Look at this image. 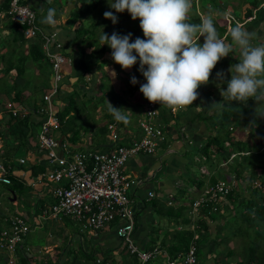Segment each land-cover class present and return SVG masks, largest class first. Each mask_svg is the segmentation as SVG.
Segmentation results:
<instances>
[{"label":"clouds","instance_id":"clouds-1","mask_svg":"<svg viewBox=\"0 0 264 264\" xmlns=\"http://www.w3.org/2000/svg\"><path fill=\"white\" fill-rule=\"evenodd\" d=\"M3 1L4 0H1L0 3H2ZM25 3L29 6L27 0H25ZM108 3H109V7L111 9H114L115 12L124 13L125 11H127L133 20L139 19L140 28L142 29V32L144 35V39L137 37L134 41H132L131 33H128L127 35H120L116 32H113L111 36H109L107 33L103 31L100 36V40L103 42L102 45L107 44L112 49L111 58L116 64L120 65L122 69L129 70L134 65H136L137 62L139 61V71L146 80V83L140 85L139 90L143 94L144 98L148 100L147 103L149 102L156 103L155 105H156L157 115L152 119V123L156 126V128L161 130L162 139L159 141L158 145L156 146L155 150L152 153H138V154L153 155L158 151L163 141L165 140V135H166L163 125L160 124V121H157V119L159 118L160 112H161V108L167 109L169 114L176 116V110H182V109L188 108L189 106H192L193 102L196 101L199 96L197 89L201 85H207L209 83V77L212 73V70L216 67L217 63L222 58L227 57L229 54L233 53V45H235L239 51V63L232 65L229 69V72H231V79L227 81V89L221 90V95L224 98V101L229 100V101H236L239 103H246L249 98H253L258 102H264V44H256L254 41L259 38L258 34L254 31H249L243 25V22L240 21L237 17H235L231 11H228V12L225 11V13H218L215 11H210L207 15L201 16L200 23L196 24V23L191 22V16H190V12L192 11L194 7V0H108ZM7 8L5 10L0 11V13H4L7 10ZM33 11L36 14L37 24L40 25V27L46 32L55 31L57 34L56 35L57 39L62 44L63 41L59 38V35H58L59 31L56 29L47 28V26L42 25L39 21L36 11L35 10ZM228 14L230 15V17H227ZM216 15H223L227 21V24H229L231 20L235 21L233 26H231L229 29L231 43H229L224 37L219 35L218 30L214 24V18ZM56 17H57V10L54 7H49L47 9L46 16L42 17L41 22L44 24L54 26L57 23ZM104 17L105 19H110L113 22V24L117 23V16L114 15L112 11H106L104 13ZM5 18L7 20L12 21L7 15L0 17V19H5ZM252 18L253 17H248L246 18V20L250 21ZM19 30L23 34L20 25H19ZM201 37H203V41H204L203 44H200L198 42ZM25 38L40 39L41 45L43 44L42 38L40 36L25 37ZM43 52L45 53V51ZM59 52L64 56L62 51H59ZM66 60H68V62L63 63L62 68L64 64H71V60L69 58H67ZM52 68L53 66L51 67L52 83H53V73L54 72ZM216 76L219 80L223 81L224 79L223 72H218ZM95 81H96V76L91 79L92 83ZM130 82L133 85H136L138 83L137 78L135 76L131 78ZM61 84H62V80L60 82L61 88H59L58 93L55 96H53V100H54V97H57V95L61 91L62 89ZM50 90L51 88L49 89V91ZM49 91H46V92H49ZM1 100L3 102H1ZM8 102L14 103L16 104V106H20L22 108V111L25 112V116H22V114H19L17 116L26 117L29 115L30 110L27 106L16 102L15 100H13L12 97H8L6 93V97L4 98V100L3 98H0V104L2 105V107L0 108H3L8 116H12L11 113L7 112L6 105ZM45 104L46 103L44 101V103L41 106L36 107V111L39 112L40 107L44 106ZM64 104H65V101H64ZM52 105L54 108L53 101H52ZM224 106H225L224 102H221V103L214 102L209 108L210 109H213V108L222 109ZM107 108H108L109 113L113 116L114 121L111 122L109 121V118H107L105 121H103L104 123L100 122L99 124L102 126L103 125L107 126V136L106 137L109 138L108 125L113 124L119 132L118 122H123L125 124L128 123L130 119L128 113H130L131 110H128L125 108H116L110 102H108ZM196 108L199 109L200 107H196ZM54 110L57 115V112L60 109L59 110L54 109ZM40 114L42 117H41V121L39 125V131H40L41 123L44 119V115L42 113ZM143 115L137 121V124L139 127L138 130H140V132H138L137 130L134 132L133 135H130V136L128 135L130 140L134 137L137 139H140L144 135V131L140 127V120L142 119ZM17 116H13V117H17ZM61 126L62 124L60 122V127ZM234 127L235 126H233L232 124V125H229L228 128L232 130ZM55 131L53 132L54 136H55L54 134ZM179 131L182 135L184 133L186 135V132H188L189 129H186V125L182 124L179 127ZM38 133L36 134V143L34 147L42 151L40 152V158H42L43 161L46 162V167H48V163L43 157L45 153L42 154L44 150L40 149L37 144ZM124 140L125 139L119 134V140H115V141L108 140V142L115 143L114 148L120 145L128 146L127 140H125L126 141L125 144L120 143L121 141H124ZM63 142H66V141H63ZM188 142H189V145L192 143V141H188ZM68 144L69 143H67V145ZM202 146L203 144L199 145L198 147H202ZM251 147L252 146L250 144V154L252 152ZM114 148H112L111 150H105V151L100 150V149L85 148L82 151L92 150V151H97V152H110ZM210 149L213 150V153L219 151V149L216 147L212 148L210 146ZM72 152H78V151H72ZM32 153L34 152L32 151ZM248 153L249 152H239V153L233 152V151L229 152V156L226 158L227 160L225 159L219 160L217 166L221 167L222 165L227 164L228 162L235 161L234 160L235 157H237V155L239 154L247 155ZM136 155H133V156H136ZM21 158L25 160L24 163L19 162V159ZM21 158L17 160L18 165L25 164V162L28 161V156L21 157ZM130 158L125 162V164L130 160ZM0 162L6 166L8 170L7 176L10 179L9 183H4L0 181V185L10 184L11 176L15 175L19 177V179L22 180V182L30 189V187L26 183V179L23 178L24 173L21 174L22 172H26L27 170L32 171L29 168V166L31 165L30 163L27 162L28 169H26L27 167L25 169H22L17 166H12L9 164L6 165L2 160H0ZM18 170H20L19 171L20 175L15 174V172H17ZM46 172H47V168H45L44 172L38 173L36 175L40 174L38 179L47 181L50 184L52 182H49L46 179L45 177ZM122 172L125 174L123 167H122ZM208 173H210L209 170L206 172L205 175H203L204 177L207 178V181L204 185L201 180L197 178H193L195 180L200 181L199 186H198V188L201 186L199 188L200 191H196V188H195L193 192V193L198 192L197 194L193 196H190L192 194H184L182 196H177L175 192L171 191L167 194V199L164 202L172 203V201H177V207L175 209L179 208V206H183L184 208V202H185L184 200L188 198V203H189L190 208L187 212H189V214L187 213H184V214L192 220L194 215H196V217H199L200 209L202 207H199L197 210H193L191 204L196 198L202 195L205 189L215 184H218V183H225L227 185H231V188L227 194L218 198V200L214 204L207 206L215 210L214 208L215 205L220 206V203L222 201L227 200V195L231 192L232 189L240 187V180L242 178H243V182H246V183H247V180L250 178L248 177V179H245V175L237 178L236 173H232L231 179L226 180L222 178H216L214 176H208ZM246 173L250 176L249 171ZM31 175H33L32 172H31ZM203 176H201V178H203ZM128 177L134 180L135 182H137V185L135 186V188H131V190L128 193L131 198V202H132L134 197H138L137 194L142 189V186L144 183L141 178H133L130 176ZM191 177H195V176H191ZM250 181L253 187L260 186V180L252 181L250 179ZM245 186L246 184H243L242 188H245ZM3 191H7V190H3ZM7 192L12 195L11 197L10 195H8L9 200L11 198L13 200H16V196H18L17 194H15L13 191H7ZM149 192L153 193L152 197L148 195ZM144 195H145L144 198L146 200L154 199L155 197L164 198V194H161V193L157 194L155 191H152V190H148L146 194ZM134 211L136 215L137 211L135 208H134ZM37 215L38 214H33L32 216H28V217H31L29 219L27 215L21 214L19 210H15V212H13V214H10V215H6V213L0 212V224L2 227L5 224L6 220L9 221V219L14 216H21L23 218H26V221L29 225L33 226V224L35 225L39 223V226H40L42 221L45 219L38 218ZM135 215H134V229H133L132 236H135V223H137L135 219ZM34 218L36 219L34 220ZM117 224L118 222H111L105 225V227L102 229L94 231L90 228V230L92 233H96V232H100L101 230L112 228L114 229V234L117 236L116 234V229L118 227ZM193 226L194 224H192V227ZM25 238L26 237H24V242H25ZM117 238L121 240L118 236ZM132 241L138 248L149 250V249L142 248L136 242V239L134 240L132 239ZM24 242L19 245H23ZM193 244L196 246L195 243ZM126 246L127 245L124 244V247ZM156 247L165 251L159 244H157ZM30 248H33V247H30ZM30 248L28 249L29 251L27 254L28 256H31V258L33 259V264H35L34 262L37 258H34L32 256ZM15 251L11 252V254L15 253ZM128 251L130 252L129 248H128ZM184 253L186 252H181L179 253V255L180 254L183 255ZM131 254L136 256L138 259V256L136 254H133V253ZM97 261H99V259H97ZM198 263H199V260L197 257V264ZM205 264H206V261H205Z\"/></svg>","mask_w":264,"mask_h":264},{"label":"rangeland","instance_id":"rangeland-1","mask_svg":"<svg viewBox=\"0 0 264 264\" xmlns=\"http://www.w3.org/2000/svg\"><path fill=\"white\" fill-rule=\"evenodd\" d=\"M72 1L73 0H51L50 2L48 1V5L45 7V9H43L41 8V6L36 0H27L29 6L33 10H35L37 14L44 15L47 12V9L49 7H54L57 10L56 19L59 21L58 25L61 29L62 27H64V25L61 24V20L63 19V16H66L65 26L68 27L69 29H71L74 26V24L80 19V21L77 23V26H80L88 30L87 34L82 35L80 37V38L87 37L85 40L87 42L83 43L82 47H85L86 49L91 48V51L94 50V48H96L95 50L98 51L97 53L102 54L105 51L101 50L102 49L101 46H104V47L107 46L108 52L110 53V56H111L112 49L107 44L102 45L103 42L100 40V36L102 32L104 31V29H105V33L111 36L112 33L109 32L110 31L109 28L111 29L114 28L113 22L111 21V24H110L108 22V19H105V22H102L103 20L101 18L102 12L98 13L97 9L91 11L90 13H85L81 15L79 19H75L72 15V12L74 14L75 11H77V7H76L77 2L79 1V5H81V7L84 8L86 6L88 7L92 1L91 0H74L73 2ZM202 2L205 4V6H207V4L209 3L208 0H202ZM106 3H108V0H106ZM194 3L196 4L197 8L194 5L192 11L190 12L191 21L198 22V20H200L198 16H203V13L201 12V8L204 6L201 5L199 0H194ZM237 3L240 4V0H232V2H230L229 5L235 6ZM46 4L47 3H45V5ZM242 8L243 7H241V9ZM110 10L114 11L113 14L117 16V23H115V25L118 26L119 31H117L116 33L120 35H127L128 33H132V41H134V37H135L134 33H137V36L139 38L144 39L142 29L140 27H137V24L140 22L139 19L133 20L127 11H125L124 13H117L115 12L114 9H111L110 7H107L105 12L110 11ZM228 11L230 10H227L226 12ZM219 16L220 17L218 18V21L222 22L223 15H219ZM1 20L4 22L6 18L1 19ZM250 21L253 23L255 19L252 18ZM90 25H92L93 27H90ZM2 36L3 34L0 32V44L5 39ZM34 39L36 38H32L31 40H34ZM261 40H264V39H261ZM198 42L200 44H203L201 40H199ZM2 51H5V49L0 48V54ZM97 53L93 52L89 54L88 55L89 59L94 57ZM12 56H13V52L10 54V57ZM14 56L16 57V53H14ZM64 56H65V59L69 58L68 54H65ZM110 56H108L109 59H110ZM0 63L5 65V62L2 60H0ZM229 63L230 61L228 60V64ZM103 67L105 71V68L112 67V64L111 62H109ZM28 72H30V70H28ZM221 72L225 74L226 71L222 69ZM102 73H103V80L101 79L99 80L100 75H97L96 81L93 83L91 82L90 84H88L86 80L84 79L79 82L81 84H78V82H76L75 84L70 85V82H69L67 91L62 92V95L65 97V99H66V96L69 94L67 93L68 91L74 90L78 92L74 96V99L77 101L78 105L83 109V117L86 118L87 122L89 121L93 122L95 126L96 124L98 125L100 122L104 123L103 121H105L108 118L106 117V114H110L107 108L108 102H110L116 108H125L128 110H131V112H132V106L136 102H138V96L136 94L131 93V90L130 91L126 90V86L122 87V81H117L112 86L108 77L103 72V70H102ZM128 74H130L132 77L140 76L144 78L143 75L139 71V61L137 62L136 65H134L131 69H129V72L124 73L125 77L129 79ZM48 75H49V69H46V71L43 70V78L35 76L34 78L31 79V83L37 86L38 88L37 92L39 91L41 93L43 92V90L44 91L47 90L46 88L48 87L46 86H42L39 89V85L41 84L44 85L45 83H47ZM227 75L229 74H226V76ZM26 77L27 76H24V78ZM76 80L77 79L73 81L75 82ZM98 81H102L104 83V86L106 88L104 92L107 93V96L109 95V93L111 94L108 96L109 99L104 98L103 101L102 100L100 101L101 98L99 99V97L102 91H100L101 89L97 88ZM123 81L127 85L128 80L123 79ZM212 85H214V86H211L214 89H211L210 93H212L213 96L212 94H209L208 92H206L207 85L203 87V90L205 91V94H204L205 96H203V93H204L203 90L198 91L199 96L202 98V103H206V104L208 103V106H211L214 102L215 103L224 102V104L228 102L229 100H225L226 101L225 102L224 98H222V95H221V90L222 89L226 90L227 88L224 89V88L219 87L220 82L216 84H212ZM7 87L11 88V84H8V86L6 87H1L2 92L0 91V93H5ZM47 91H49V89ZM136 92H140V90H137ZM206 96L210 97L209 99L211 103L209 100L205 99ZM5 97L6 95L0 98H3L4 100ZM140 97L143 101L146 100L145 105H144V111H145L147 99L144 98L142 93L140 94ZM250 101H251V98H250ZM1 102L3 101L1 100ZM198 102L199 103L197 104L196 107H200L199 109L206 108L205 105H202L201 101L198 100ZM98 104L100 105L97 106ZM94 106H97V107L94 109ZM0 107H2L1 104H0ZM253 108L254 110H256L255 112L257 114L260 111H263L262 117H264V102L254 101ZM54 109L57 110L59 108L54 105ZM196 109L197 108H195V110ZM213 109L214 110H208L207 112L204 111V114L210 115V113L212 114L215 112H219L220 110V109H215V108ZM138 110H139V107H135L133 108V114L128 113L130 117L128 125H130L131 129L138 128L137 120H136ZM186 110L187 109L176 110V117L175 118L169 117L168 119L172 120L173 122H177L179 120V117L181 116L179 111L185 112ZM204 114L201 113L202 120H204V122L207 125L209 126L211 125V134L216 133L219 136L220 142H218L217 144L218 145L220 144L219 146L221 147V149L218 152H215L216 157L213 158V161L210 159L207 160L206 157L209 156L208 151L204 152L203 147H198L197 143H193L191 145L192 151L188 153L187 155H183L180 157H186L188 159V157L191 156L192 159H194V156H195L197 157V161L192 160L191 164L190 163L187 164L186 168H188V171L185 170L181 176L177 173H172L171 175L172 179L167 186V188L170 190L174 191L176 188H178L179 184L178 183L176 184L175 181L178 182V180L180 181L186 180L187 174L191 176H195L192 178H197L201 180L202 179L201 176L205 175L208 170L209 172H214L213 176L216 178H222V179L229 180L231 179V174L236 173L235 170L239 168V162L243 160V156L246 155V154H239L237 155V160L235 159V161L233 162H228L227 164H224L221 167H218L217 164L219 160L221 159L227 160L226 159L227 151L231 152V148L233 147L230 148V146H232L234 142L228 140L227 133L223 129L219 130L218 127L215 125V122L213 121L214 115L211 116L212 121H210L208 116ZM6 115L7 114L4 111V109L0 108V126H4V121L2 119L7 117ZM232 124L235 127L230 132L231 139L233 137L234 139L244 140L248 142L249 144H251V146L255 145L254 142L257 139V137L256 135L254 137H250L252 134L249 133L250 131H248L249 129H248L247 124L245 123L238 124L237 121L235 120L230 122V125ZM193 125L194 124H192V126ZM190 126L191 124L186 125V128H190ZM199 130L200 131L203 130L202 124H200ZM80 135L82 136L83 133L80 132ZM106 136H107V132L103 134V131L100 129V127H97V128L94 127L91 140L93 141V143H96L99 140H103L104 137ZM191 138L193 141L197 140V137H195L194 135H192ZM205 142H207V140H205ZM2 144L3 143L0 140V146ZM210 146L212 148H215V147L218 148L214 144H211ZM252 149L253 151L251 152V154H253L256 148H252ZM213 165L215 167L214 169H212ZM241 167L243 170L242 176L245 175V179H248V177H250L247 180V183L243 182V178L240 180L241 188L243 184L251 183L250 181V179H252L251 171H256L255 169H257L258 172L262 171L260 168H258L256 163L253 161H251L250 164L243 163ZM248 169H250L249 170L250 176L246 173L248 172ZM123 170L126 172V164H124ZM201 181L203 182L204 180H201ZM156 182H158V179H153V185H155ZM197 183H200V181L194 180L192 182V186L194 187V190L197 187ZM262 191L264 192V188H262ZM197 193H193L190 196H193ZM8 195H10V197L12 196L7 191H3V185H0V212L6 213V215L13 214V212H15L16 209H19L22 211H28V209L31 208V205H30L31 202L34 200L33 197H31L30 195H24V197H21L18 193H17V195L19 196L18 199L16 197V200H13L12 198L9 200ZM241 197L243 198V195H241ZM159 199L163 201L164 198H159ZM257 199L260 200L262 199V197L257 198ZM184 201L185 202H184V208H183L182 215L184 213L189 214V212L187 211L190 208L189 203H188V198H186ZM10 203H12L14 206ZM165 205L173 206L174 208H176L177 201H172V203H165ZM243 205H244V202L240 205L239 198L237 201L236 200L230 201L227 199L220 203V209H221V212H223V215L220 216L216 226L213 225V223L215 222L214 220L212 221V224L210 223L212 227L214 226V229H212L210 238L207 239V237H205L202 239L201 237V240H200V251H199L200 264H205V261L207 264H212V261H213L212 258L215 260L216 264H234L236 262H244L245 264H264V234L263 235L258 234V232L261 233L263 231L264 224H262V222H256V224L252 227L243 228L242 226L243 224H245V222L242 219L237 218L235 216L236 213L239 211V209H242V207H244ZM146 209L148 212L144 213V217L148 221V229L154 230L155 232L158 231L159 237H162V235L165 232L169 230H173L176 226L179 227V223H177L176 225L175 224L176 220L174 219V217H171L173 214L169 216L168 215L169 212L167 210H163L160 213H157L151 210V213H153L152 218H151V215L149 214L151 205H147ZM65 217H68V218H65ZM181 217L182 216H179L178 219H181ZM216 218H218V216ZM197 219H200V215L199 217H196V215H194L192 219L194 224ZM208 221H210V218L208 219ZM190 226L192 227V224H190ZM102 236L114 237L112 231L105 232L102 235L100 234V232L92 233L90 228L84 227V225L81 222H79L76 218L71 217V216L59 215V217L56 219L50 218L47 220H43L41 226L36 227L35 229L29 231L28 237L25 238V242L28 244V246L33 247V248H30V251H31L32 256L34 258H37L34 262L35 264H49L52 262L53 263L57 262L58 259L55 257V253L56 251L60 253V251L62 250L65 251V253L62 255L63 257L59 255L60 261L58 262V264H103L102 258L104 256L112 257V262H108V264H118V263L122 264L124 262L123 260H128L129 264H134L132 262L136 256L132 255L128 251L127 246L124 247V244L118 238H116L114 242L115 249L109 251V252H112V251L114 252L108 253L107 250H104V253H103L100 247L101 246L100 243L104 242V240H102ZM132 239L134 240L135 236H132ZM161 240H162L161 238L156 239L157 241L156 244L160 243L161 245L162 243ZM55 246L56 248H54ZM40 247H42L43 250L40 249ZM82 247H84V249H82ZM155 247L156 245L149 248V250H152ZM1 252L4 253L6 258L8 257V254L9 255L11 254V252L0 250V254H1L0 259H3V262H4L5 256ZM86 253L88 255L85 256L84 254ZM97 259H99V261H97ZM166 260L167 259L164 255H158L156 258L149 260L148 263H142L137 259L138 264H166Z\"/></svg>","mask_w":264,"mask_h":264},{"label":"trees","instance_id":"trees-1","mask_svg":"<svg viewBox=\"0 0 264 264\" xmlns=\"http://www.w3.org/2000/svg\"><path fill=\"white\" fill-rule=\"evenodd\" d=\"M91 1H92L91 4L88 7L86 6L84 8H82L81 5H79V1H78L76 4L77 11H75L74 14L72 12L73 17L75 19H79L81 15L85 13H90L91 11L97 9L98 13L102 12L101 13V18L103 19L102 22H105L104 12L106 8L109 7V3H106V0H91ZM208 1L209 3L207 4V6H205L202 0H199L201 5L204 6L201 8V12L203 13V16L207 15L210 11L225 13L226 5L230 4L229 0H227V3L223 5L218 4L219 0H208ZM237 4L238 6H235L233 10V13L235 14L234 16L237 17L240 21H242L244 26L246 24L247 25L253 24L251 21L246 20V18L248 17H253L255 21L258 20L259 22L256 25H253V27L251 26V28H249L248 30L254 31L258 34L259 38L255 40L256 44H264V40H260L261 38L264 37V0H242L240 1V4L239 3ZM194 5L197 8L195 3ZM241 6L245 8L242 14H241ZM7 7H8L7 0H4L2 3H0V11L5 10ZM112 12L114 13V11ZM198 17L199 19L201 18V16ZM219 17H220L219 15H216L214 18V24L218 30V33L220 36L224 37L229 43H231L229 29L231 26H233L235 21L231 20L230 23L227 24V21L223 16H222V22H219L218 21ZM262 20L263 23L261 22ZM108 22L111 24L110 19H108ZM191 22L198 24L200 23V20H198V22H194V21ZM92 25H90V27H93ZM3 26H5V28L9 30V34L4 37L5 38L4 41L0 44V48H4L6 51L5 55L0 54V59L6 63L4 69L1 71L0 74V90H2L1 87H6L8 86V84H11V88L19 85L20 81L23 79L25 74L24 65L27 60H32L38 64L40 68V74H43V70L46 71L47 68L51 70L52 62L49 61V58L43 52L44 49L41 45L40 39L31 40L32 38H25L21 33V31L19 30L18 23L12 22L10 20L6 19V21H4L3 23ZM113 27L114 28L112 29L109 28L110 33L119 31L117 25L114 24ZM137 27H140V22L137 24ZM87 32H88L87 29L78 26L75 29L76 36L71 37L70 39L71 43L73 42L72 45L75 46L74 51H79V56L81 58H82V53L80 51H83L82 44L87 42L85 41L87 37L86 38H80V37L82 35L87 34ZM134 34H135L134 37L135 40L138 36L137 33ZM200 40L202 41V43L204 42L203 37H201ZM66 44L63 42L61 44V47L59 48V51H66V46H65ZM101 47H102L101 49L102 51H108L107 46L105 47L101 46ZM95 49L96 48H94V50L92 51H97ZM10 51L11 53L12 51L18 52V56L17 58H15L16 59L15 62H13L14 59L10 57ZM69 59L71 60L72 63L73 57L71 55H69ZM222 60H227L225 62H228L229 60L230 64L233 65L239 62V51L235 47V45H233V53L229 54L227 57L222 58L218 63H220ZM84 63H85L84 70L83 71L78 70L77 72L78 84H81L79 82L82 81L83 79H86V82L88 84L91 83V79H92L91 76H93L91 69L92 65L85 61ZM75 64L77 65V62L76 63L74 62L73 65L74 68H76ZM12 68H14L16 72L14 79L10 81L11 80L9 79L10 75L7 74L10 72ZM215 69L216 67L212 71H214ZM210 80L211 78L209 77V83ZM102 84L98 85L97 87L98 89H101L100 91H102L99 97V99L101 98L100 101L101 100L103 101L104 98L109 99L108 96L111 95L109 93V95L107 96V93L104 92L106 88L104 84L103 85ZM6 89H8V87ZM77 93L78 92L71 90L69 94L66 96L64 106L57 112V115L60 119L62 126H65L66 132L71 133L70 139L71 140L77 139V137L80 136V132L84 133V132H88V130L93 131L94 127L95 128L100 127V129L103 131V134L107 132L106 125L102 126L99 124L100 125L99 126L96 124L95 126L93 122L90 121L87 122L86 118L83 117V109L78 105L77 101L74 99V96ZM21 95H22V91L19 90L18 88V90L15 91L14 93V97L12 98L13 100L21 101L22 100ZM7 96L10 97L8 92H7ZM254 101L256 100L253 98H251V101L249 98L246 103L228 101L225 103V106L222 109H220L219 113L215 112L210 115L205 114L206 116H208L209 119H212L211 117L212 115L215 116V117L213 116V121L215 122V125L218 127L219 130L223 129L227 133L228 140L234 142L233 145L230 146V148L233 147L231 148L233 152H237V153L249 152L247 155L243 156V160L239 162V168L235 170L237 178L242 176L243 170L241 165H243V163L250 164V162L253 161L256 163L258 168L262 170L258 172V170L255 169L257 173L256 171H251L252 173L251 180L252 181L260 180V186H255L253 188L252 184L249 183L246 184L245 188L240 189V187H237L235 189H232L231 192L227 195V199L230 201L233 200L237 201L239 198L240 205L244 202L243 205L244 207H242V209H239V211L235 215L237 218H240L245 222L243 226L241 224L243 228L252 227L256 224V222H262V224H264V192L262 191V188H264L263 186L264 185V117H262L263 111H260L258 114L255 112L256 110H254L253 108ZM99 105L100 104H98L97 106ZM97 106H94V109ZM106 117H108L109 120H111V122L114 121L112 115L106 114ZM2 120L4 121V126H0V140L3 143L0 146V159L6 165L9 164L12 166H17L19 168L25 169L28 164L27 161L25 162V164L18 165L17 160L21 157H27L30 155V153H32L30 140L32 138V130L34 128L32 125L33 121L29 115L26 117H21V116L13 117L7 115V117H5ZM234 120L237 121L238 124L245 123L248 125V129H249L248 131H250L249 133L252 134L250 137H254L256 135L257 139L254 142L255 145H252L251 147V148H256L253 154H250V144L248 142L241 139H234L233 137L231 139L230 137L231 129H229L228 127L230 125V122ZM218 142H220L219 136L217 134H213V135L211 134V136L208 137L207 142L202 146L204 152L208 151V155H209L207 156L208 159L212 158L215 155V153H213V150L210 149L211 144L216 145L219 150L221 149V147L219 146L220 144L219 145L217 144ZM36 152L40 153L39 151ZM228 156H229V152L227 151L226 158ZM235 159L237 160V157H235ZM45 167H46L45 161H42V163L31 164L29 166V168L32 170L31 172L33 175H36L35 173L38 174L44 172ZM249 170L250 169H248V171ZM3 190L13 191L15 194L18 193L20 196H24L25 194H27L29 188L22 182V180L19 179V177L12 175L11 183L4 184ZM241 195H243V198L241 197ZM260 197H262V199L258 200L257 198ZM143 202L146 206L151 205V210H153L154 212L160 213L163 210H167L169 212L168 214L169 216L173 214L171 217H174V219L176 220L175 224L177 225V223H179V227L176 226L173 230H169L165 232L162 235V237H159L158 231L155 232L154 230H152V232L150 233L151 234L150 240L147 246L145 247V249H149L153 247L158 241V240L156 241V239L161 238L162 243L161 245L159 243V245L167 252L169 256H171V258H174L177 254L181 252H186L190 247V245L195 243L197 249L196 253L199 260L201 237L202 239L205 237H207V239L210 238L212 229H214V226H216L220 216L223 215V212H221L219 205H215V210H213L211 207H202L200 209V219L196 220L195 222L196 225H195L189 217L187 218L185 214L182 215L181 211H183V206H179V208L177 209H175L173 206H166L165 202L157 197L148 200L144 199ZM39 209H40L39 212H41L43 208L39 207L38 210ZM138 214L139 212H136L135 215L136 221ZM179 216H182L181 219H178ZM217 216L218 218H216ZM207 218L208 219L210 218V221H208ZM52 219H56V218H52ZM213 220L215 222L213 223L214 226L212 227L210 223L212 224ZM190 224H194V226L191 227ZM137 227L138 225L137 223H135V230ZM0 229H1V224H0ZM33 229H34L33 226L29 225V229L24 237H28L29 231ZM258 234L259 235L264 234V227H263V231L261 233L258 232ZM30 247L31 246H28V244L24 242L23 245L17 246L15 253H12L11 255L8 254L7 258L4 255V253L1 252L5 256V261L3 262V259H0V264H33V259L31 258V256H28L27 254L29 251L28 249ZM82 249L84 248L82 247ZM0 250L5 251L4 249H0ZM64 253L65 251L63 250L60 251V253L56 251L55 257L58 259V261L52 263L58 264V262L60 261L59 255L62 256ZM84 255L86 256L88 254L86 253ZM109 258H111V256H104V258L102 259L103 264H107ZM212 260L215 262L213 258ZM123 261L124 262L122 264H129L128 260H123ZM132 263L138 264L137 257L133 259ZM145 263H148V261ZM198 264H200V261ZM214 264H216V262ZM234 264H245V263L236 262Z\"/></svg>","mask_w":264,"mask_h":264},{"label":"built area","instance_id":"built-area-1","mask_svg":"<svg viewBox=\"0 0 264 264\" xmlns=\"http://www.w3.org/2000/svg\"><path fill=\"white\" fill-rule=\"evenodd\" d=\"M8 8L0 17L7 15L21 26L25 37L40 36L43 49L53 66V83L51 90L43 96L45 105L39 112L44 119L37 135L38 147L45 151L44 159L48 163L46 179L54 183L51 189L53 202L48 209H42L38 218H58L59 215L76 218L85 227L96 231L111 222H118L117 236L126 244L130 252L136 254L144 263L158 255L166 256V264L197 263L196 246L192 244L186 253L171 258L157 247L152 250L138 248L132 241L134 229V208L131 206L129 191L135 188L137 182L122 172L125 162L138 153H152L162 139L161 130L156 128L152 119L157 115L156 103H147L146 110L140 120L144 135L129 139L125 136L128 146H117L110 152L84 150L72 152L67 143L57 139L53 132L60 127V120L53 108L52 101L62 80V64L68 60L59 52L61 42L55 31L46 32L36 22L35 12L25 3V0H8ZM227 17H230L228 14ZM7 112L12 116L22 114L20 106L8 102ZM109 140H119V132L113 124L108 125ZM131 138V137H130ZM131 142V143H130ZM24 159H19L24 163ZM12 172V171H11ZM14 173V172H13ZM20 175V173L15 172ZM23 174V172L21 173ZM6 166L0 162V181L9 183ZM24 175V174H23ZM231 185L218 183L205 189L191 206L193 210L214 204L218 198L229 192ZM150 197L153 196L149 192ZM215 208V207H214ZM36 218H34L35 220ZM29 229L26 218L14 216L6 220L0 229V249L14 252L19 244L24 242V235Z\"/></svg>","mask_w":264,"mask_h":264},{"label":"crops","instance_id":"crops-1","mask_svg":"<svg viewBox=\"0 0 264 264\" xmlns=\"http://www.w3.org/2000/svg\"><path fill=\"white\" fill-rule=\"evenodd\" d=\"M39 5L41 6V8L45 9V7L48 5V1L50 2L51 0H36ZM242 1V0H240ZM1 2V0H0ZM229 2H232V0H229ZM45 3H47L45 5ZM68 3V2H67ZM227 3V0H219V5H223ZM235 6H238V4H236ZM234 5H226L225 7V11L230 10L233 13L234 10ZM242 7V6H241ZM245 8L241 9V14L244 12ZM69 13V11H68ZM47 12L44 15L41 14H37L38 18L40 20V23L44 26H47V28H52V29H56L58 30V35L60 33L59 38L66 44V51H62V53L71 55L73 57V62L71 64H64L63 65V73H62V89L59 92V94L57 95V97H54L53 100V104L55 106H57L59 109H61L64 105V101H65V97L62 95L63 91H67L68 89V83L70 82V85L75 84L77 82V80L74 82L73 80L77 79V72L79 71H83L84 67H85V62L90 63L92 66V74L93 76H97L100 75L99 80H103V72L105 73V75L108 77L111 85L113 86L115 82L117 81H122V87L126 86V90L130 91L131 89V93L136 94L138 96V102H136L133 106H132V114H133V108L135 107H139V110L137 112V118L136 120L138 121V119L143 115L144 113V105H145V101H143L140 97V92H136L137 90L140 89V85L146 83L145 78L142 77H136L138 83L136 85L131 84V78L132 76L130 74H128L129 79L127 77H125L124 73L125 72H129V70H124L122 69L119 65H117L115 62H113L110 53L108 51H105L102 54H98V51H90L91 48L86 49L85 47H83V51H80L82 53V58L79 56V51H74L75 50V46L72 45L71 43V37H75V29L78 27L77 23L80 21L78 20L74 26L69 29L68 27L65 26L66 24V16H63V19L61 20V24L64 25V27H62V29L59 27L58 23L59 21L57 20V23L53 26V25H48V24H44L41 22L42 17L46 16ZM233 15H235L233 13ZM6 21V20H5ZM259 21H255L253 22L252 25H245V27L247 29L251 28V26L253 27V25H256ZM263 23V20L261 21ZM3 21L0 19V32L3 34L2 37H5L6 35L9 34V30L7 28H5V26H3ZM74 29V30H73ZM71 31V32H70ZM261 39H264L261 38ZM260 39V40H261ZM69 40V41H68ZM70 42V43H69ZM256 43V41H254ZM75 45V44H74ZM236 47V46H235ZM68 48V49H67ZM104 49V48H103ZM6 51H2L1 54L5 55ZM13 52V56L12 58L15 59L18 56V52L12 51ZM97 53L94 57L90 58L88 57L89 54L91 53ZM14 53H16V57L14 56ZM11 54V51H10ZM108 56H110V59L108 58ZM1 60V59H0ZM16 60V59H15ZM15 60L13 62H15ZM76 60V61H75ZM107 60V61H106ZM227 60H222L220 63H218V65L216 66V69L214 71H212L211 75H210V83L207 84V90L206 92L210 93L212 88L211 86H214L212 84H216L220 82V86L221 88H227V81L231 79V72H229L230 67L233 64H228V62H225ZM74 62H77V65L75 64L76 68L73 67ZM111 62L112 67H107L105 68L104 71V67L107 63ZM226 64V65H224ZM6 65V63H5ZM5 65H3L2 63H0V74L1 71L4 69ZM29 66V67H28ZM116 68V69H115ZM225 68V69H224ZM229 68V69H228ZM49 69V68H47ZM76 69V70H75ZM222 69H224L225 74H224V79L223 81L219 80L216 76V74L218 72H221ZM28 70H30V72H28ZM24 76H27L26 78L23 77V79L20 81L19 85L12 87V88H8L6 89L7 91L5 93H0V97H3L6 95V93L8 92V94L10 95V97H14V93L15 91L21 90L22 91V95H21V101H17L18 103L24 104L25 106H27L30 110V118L33 121V130H32V138L30 140V145L32 147V151L35 153H31L28 156V163L30 164H37V163H42L43 159L40 158V153L36 152H42L38 149H36L34 147L35 143H36V134L39 131V125H40V121H41V114L39 112L36 111V107L41 106L44 101H43V94L52 87V71L49 70V75H48V79H47V83H45L44 85L41 84L39 85V89L42 86H46L48 88H46L47 90L43 92H37V86H35L34 84L31 83V79L34 78L35 76L37 77H41L43 78V74H40V68L38 66V64L32 60H27L25 62L24 65ZM76 71V74H75ZM95 71V72H94ZM15 72L16 70L14 68H12L10 70V72L7 75L9 76V79H11L10 81H12V79H14L15 77ZM226 74H229L226 76ZM93 76H91V78H94ZM50 79V80H49ZM123 79H127V85L126 83L123 81ZM86 80V79H84ZM102 81H98L97 83V87L98 85L102 84ZM104 84V83H103ZM102 84V85H103ZM205 85H201L197 91L199 90H203V87ZM2 92V90H0ZM204 91V90H203ZM70 91H68L67 93H69ZM32 93V94H31ZM40 93V94H39ZM205 94V91L203 93V96ZM213 96V94H212ZM210 97L206 96L205 99L209 100ZM223 98V97H222ZM201 101L202 103V98L200 96H198V99L196 101L193 102L192 106H189L188 108H186L187 110L185 112H180L181 116L179 117V120L177 122H173L172 120L168 119L169 117H173L175 118L176 116H173L171 114L168 113L167 109H163L161 108V112L159 115V118L157 119V121H160V124L163 125L164 127V131L166 132L165 134V140L163 141L162 145L160 146V148L158 149V151L153 154V155H146V154H138L136 156H133L132 158H130V160L126 163V172L125 174L133 177V178H141L143 181V186L142 189L139 191V193L137 194L138 197H134L133 201L131 202L132 207L136 209L137 212H139L138 216H137V225L138 227L135 230V239L136 242L142 247L145 248L150 240V233L152 232V230L148 229V221L145 219L144 217V213H147V209H146V205L144 204L143 200L145 199V195L146 192L148 190H152L155 191L157 194L161 193L164 194V199L163 201H165L167 199V194L169 192H175L177 196H182L184 194H193L194 192V187L192 186V182L195 180L191 177V175L187 174L186 180H178L179 183V187L176 188L174 191L170 190L167 188L168 184L171 181V175L172 173H177L180 176L182 175V173H184L185 170L188 171V168H186L187 164H191L192 160L197 161V157L194 156V159H192V157H188V159L186 157H180L183 155H187L188 153H190L192 151V147L191 145L193 143H197L198 146L201 144H205V140L208 139L209 135L211 134V125H207L204 120H202L201 117V113L204 114V111H208V110H214V109H210L208 106V103H202V105H205L206 108H201V109H196L198 102ZM148 101V100H147ZM226 102V101H225ZM211 103V101H210ZM58 109V110H59ZM210 112V111H209ZM220 112V110H219ZM131 113V112H130ZM211 114V113H210ZM205 115V114H204ZM113 117V116H112ZM111 121V120H109ZM210 121H212V119H210ZM192 122V123H191ZM198 123V124H196ZM189 125L191 124L190 128H186L189 129L188 132H186L182 135L179 131V127L182 125ZM192 124H194L192 126ZM200 124L203 125V130L200 131ZM100 126V125H99ZM119 134L124 138L127 135H133L135 131L138 130V124L136 129H131L130 125H128V123H123V122H119ZM214 130V129H213ZM92 132L93 131H88V132H84L83 135L78 136L77 139H70L71 137V133L66 132V128L65 126H61L57 131H55V136L61 140V141H66L67 143H69V147L72 151H79V150H83L85 148H91V149H100V150H111L112 148H114L115 143L113 142H108L109 138L108 137H104L103 140H99L96 143H93V141L91 140V136H92ZM138 132H140V130H138ZM216 134V133H214ZM192 135H194L195 137H197L196 141L191 140ZM213 135V134H212ZM188 141H192V143L189 145ZM120 143H125V141H121ZM231 151H233L231 149ZM45 152L43 151L42 154H44ZM41 154V155H42ZM216 155H214L212 158H210L211 160L213 158H215ZM183 158V160H182ZM46 168V167H45ZM214 165L213 168L214 169ZM28 169V167L26 168ZM20 170L17 171V173H19ZM24 173V179H26V183L27 185L30 187L29 191H27V194L25 195H30L31 197H33V201L31 202V208L28 209V211H22L19 209V212L23 215H27L28 216H32L33 214H39L40 209L38 210V208H43V209H48L50 207V205L53 202V198L51 195V189L54 186L53 183H48L47 181H43V180H39L38 177L39 175H31V171L27 170ZM37 174V173H35ZM214 172H210L208 173V176H213ZM153 179H158V182H156L155 185H153ZM201 179V178H200ZM201 180L203 181V185L206 183L207 178L203 176V178ZM175 183L177 184V181H175ZM199 183H197V187H196V191H200V187L198 188ZM199 189V190H198ZM17 199L19 198V196H16ZM24 197V196H22ZM136 198V200H135ZM153 211V210H152ZM149 214L152 215L153 213H151V209L149 210ZM141 216V217H140ZM29 219L31 217H28ZM45 220H47L48 218H44ZM50 219V218H49ZM42 225V223L40 224V226ZM36 227H39V223L37 224H33V228L35 229ZM112 231L114 237H107V236H102V240H104V242L100 243L101 244V250L104 253V250H107L108 253H112L109 252V250H114L115 249V239L117 238V236L114 234V229L112 228H108L105 230H101L100 234L102 235L105 232H109ZM157 245V244H155ZM40 249L43 250L42 247H40ZM108 262H112V257L108 259ZM215 262H212V264H214ZM207 264V263H206Z\"/></svg>","mask_w":264,"mask_h":264}]
</instances>
